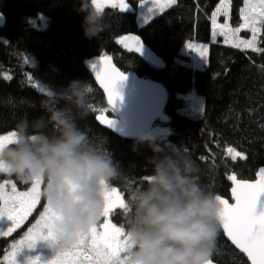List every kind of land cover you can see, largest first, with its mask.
Returning a JSON list of instances; mask_svg holds the SVG:
<instances>
[{"label": "trees", "instance_id": "obj_1", "mask_svg": "<svg viewBox=\"0 0 264 264\" xmlns=\"http://www.w3.org/2000/svg\"><path fill=\"white\" fill-rule=\"evenodd\" d=\"M129 1L131 11L105 7L103 31L86 38L81 27L83 13L77 11L79 0H0V13L5 19L0 27V134L14 131L23 118L41 116L39 102L45 94H54L71 80L89 81L94 89L91 108L87 119L79 124L119 162L122 171L112 187L128 202L151 172L147 158L152 152L146 145H137L134 151L133 141L115 136L96 122L98 114L113 117V113L85 64L92 57L106 55L122 72L164 87L168 95L163 113L166 121L158 120L153 129L159 138L180 146L196 161L200 183L230 200L229 175L252 181L264 167V52L241 51L226 45L220 37L213 39L210 17L219 0H176L142 26L136 13L140 0ZM242 7L243 0H232V27L242 23ZM129 34L138 36L161 58L162 70L149 68L118 43ZM242 35L246 37V33ZM188 43L207 45L201 69H194L190 57L184 54L183 47ZM189 93L203 103V110L193 116L186 114L188 103L182 99ZM47 131L51 132V127ZM228 147L244 153L247 159L232 160L226 154ZM7 177L20 189L31 184ZM127 218L128 212L114 209V223L125 226ZM24 227L11 236L0 237V258ZM211 260L216 264H248L226 241L221 229Z\"/></svg>", "mask_w": 264, "mask_h": 264}, {"label": "clouds", "instance_id": "obj_2", "mask_svg": "<svg viewBox=\"0 0 264 264\" xmlns=\"http://www.w3.org/2000/svg\"><path fill=\"white\" fill-rule=\"evenodd\" d=\"M77 11L83 13L85 37H97L104 13L91 0H79ZM93 92L89 81L75 79L45 94L41 116L19 120L15 139L0 146V172L21 184L43 178L41 198L57 219L53 238L42 246L55 254L98 222L104 193L122 171L104 144L80 127ZM137 145L152 152L147 158L151 172L127 202L124 264H208L217 250L220 204L197 179L199 165L180 146L147 132L135 135L134 151Z\"/></svg>", "mask_w": 264, "mask_h": 264}, {"label": "snow or ice", "instance_id": "obj_3", "mask_svg": "<svg viewBox=\"0 0 264 264\" xmlns=\"http://www.w3.org/2000/svg\"><path fill=\"white\" fill-rule=\"evenodd\" d=\"M144 3V0H140ZM155 0H150L154 3ZM175 3L176 0H171ZM98 11L103 12L105 7L119 8L123 12L130 5L128 0H91ZM232 0H219L215 10L211 13L212 37H223V42L233 48L251 50L254 53L264 52V0H243L240 9L242 23L232 27L229 23ZM163 3H156L152 9L163 10ZM224 17L223 23H218V17ZM246 30L251 33L250 38H242L239 33ZM118 43L128 51L141 52V41L138 36L129 34L121 37ZM186 49L195 52L199 57L206 60L207 45H195L188 43ZM98 65V67H97ZM95 78L107 97V104L113 108L115 101L120 99L117 91V82L125 79L123 72L111 63V58L101 55L98 60L90 64ZM11 79V77H8ZM42 91V89H41ZM91 108V106H89ZM203 108H201V111ZM106 111V109L104 110ZM96 119L101 124L112 128L113 121L106 115H97ZM15 131L0 134V146L11 143L15 139ZM226 154L232 160L237 158L247 159V156L233 147L226 149ZM3 173V172H0ZM233 184L231 196L234 203H229L221 195H216L220 204L219 221L223 234L231 244L246 255L250 264H264V210L256 211L258 197L264 194V168L256 173L254 181L238 179L235 174L227 177ZM147 176L144 177V180ZM43 178L33 180L26 191H18L17 185L12 180L5 179L0 182V217H6L11 223L0 231V237L11 236L16 229L37 211L41 204V185ZM10 186V187H9ZM104 210L97 223L89 230L77 236L76 240L68 247L56 253L48 264H124L121 252L126 243L124 226L112 222L114 209H122L124 213L129 211L124 194L116 187H109L104 193ZM264 208V205H262ZM39 211L35 223L28 227L27 232L19 240L13 241L0 258V264H16V254L21 248H33L37 241L51 240L53 238L52 225L57 219L56 215L46 203ZM38 257L31 260V264H38ZM208 264H213L212 260Z\"/></svg>", "mask_w": 264, "mask_h": 264}, {"label": "water", "instance_id": "obj_4", "mask_svg": "<svg viewBox=\"0 0 264 264\" xmlns=\"http://www.w3.org/2000/svg\"><path fill=\"white\" fill-rule=\"evenodd\" d=\"M4 23H5V19L0 13V27H3ZM132 52H134L138 56V58L149 68L157 71L163 69L164 63L161 60V58L158 57L146 45H144L142 41H141V52L139 53L135 51ZM99 57L100 56L90 58L87 61L88 63H86L85 65H86V69L90 72L93 81L95 82L96 86L101 91V93L103 94L104 99L107 103L106 94L104 90L100 87L99 83L97 82L95 78V74L90 67V64L93 61L98 60ZM112 65L115 66L113 63ZM124 75H125V79L117 82V91L119 92L120 99L115 101L113 108H110V106L107 104L114 114V117H109L114 122L112 128H108L106 124H101L96 119L97 124L103 129L109 131L110 133L114 134L115 136L123 140L133 141L135 135L137 133H142V132H147L156 137H159L160 134H158L157 131L153 129V125L158 120L163 123H165L166 121L163 115L165 106L168 101V95L166 90L160 83L150 79L139 77L134 73H124ZM232 187L233 184L231 182V187L229 190V198H230L229 203H234L231 196ZM262 205H264V194H261L258 197L257 208H256L257 212L264 210V208H262ZM220 229L222 231V228ZM224 237L231 244V241H229L225 235ZM232 246L235 248L234 245ZM236 250L239 252L238 249ZM241 254L247 259L245 254L243 253ZM213 264L216 263L213 262Z\"/></svg>", "mask_w": 264, "mask_h": 264}, {"label": "rangeland", "instance_id": "obj_5", "mask_svg": "<svg viewBox=\"0 0 264 264\" xmlns=\"http://www.w3.org/2000/svg\"><path fill=\"white\" fill-rule=\"evenodd\" d=\"M128 2H129L130 6L127 9H125L124 11L133 10L132 3L129 0H128ZM156 3H163L164 4L163 8H165V7L169 6L172 2H171V0H155L154 3H150V0H144V3L140 2L138 4V7H137L138 15H139V18L137 21L138 25H140V26L144 25L151 17H153L156 13H158L160 11L159 9H156V10L152 9L151 12L149 11V8H155ZM223 22H224V17H222V16L218 17V23H223ZM242 32L246 33V37L242 35ZM239 35L242 38H250L251 37V33L246 31V30H242L241 33H239ZM217 37H220V36H217ZM217 37H215V38H217ZM220 38H222V40H223V37H220ZM192 44L200 45V44H196V43H192ZM183 52H184V54H186L187 56L190 57L194 69H201L204 66L205 61H203V59L201 57H199L195 52H193L190 49H186L185 46L183 47ZM182 99H184L188 103L187 109L185 111L187 115L193 116V115L200 113L203 103L199 97L193 95L192 93H189L187 95H184L182 97ZM7 176H9V175L5 174V173H0V182H3V180H5V179H9ZM9 180H12V179H9ZM12 182L15 183L13 180H12ZM30 186H31V184H30ZM42 188H43V184L41 185V189H40L41 191H42ZM17 190L18 191H26L27 188L20 189L17 186ZM44 203H45V201L41 198V204L37 206L38 210L33 212V214L35 213L34 217L29 222H28V220L30 217H28V219L21 225L20 228H22L24 225H25V227H24V229H22L20 231V233L22 232L24 234L25 232H27L28 227H31V225L33 223H35V220L39 216V211L43 210L42 206ZM10 223L11 222L9 220H7L6 217H0V231L5 230L10 225ZM20 228H18L16 230H19ZM18 238L19 237H17V240H18ZM37 242H36V244H37ZM36 244L31 249L21 248L20 251L16 254V264H23V256L31 253L32 251H35V249H38L37 248L38 244H37V246H36ZM9 250H10V248H8L6 251H9Z\"/></svg>", "mask_w": 264, "mask_h": 264}, {"label": "flooded vegetation", "instance_id": "obj_6", "mask_svg": "<svg viewBox=\"0 0 264 264\" xmlns=\"http://www.w3.org/2000/svg\"><path fill=\"white\" fill-rule=\"evenodd\" d=\"M20 231L17 235V237H19L18 240L21 239L24 235L22 232L20 233ZM16 240L17 238L15 239V241ZM37 244H38L37 247L38 249H35V251H32L31 253L23 256V264H31V260L36 257L39 258L38 264H48V262L54 257L55 253L51 249L43 247L42 241H38Z\"/></svg>", "mask_w": 264, "mask_h": 264}, {"label": "bare ground", "instance_id": "obj_7", "mask_svg": "<svg viewBox=\"0 0 264 264\" xmlns=\"http://www.w3.org/2000/svg\"><path fill=\"white\" fill-rule=\"evenodd\" d=\"M102 94V93H101ZM102 96H103V94H102ZM103 98H104V96H103ZM107 107H108V109L110 110V112H112L111 111V109L109 108V106L107 105ZM113 113V112H112ZM101 114H103V115H106V116H108L106 113H100V114H98V115H101ZM109 117V116H108ZM113 117H114V114H113ZM230 199V198H229ZM228 201H230V200H228ZM113 222V221H112ZM114 223V222H113ZM17 231V230H16ZM14 233V232H13ZM12 233V234H13ZM11 234V235H12ZM18 235V234H17ZM8 237V236H7ZM16 238H17V236H16ZM225 238V237H224ZM227 241V240H226ZM228 242V241H227ZM229 243V242H228ZM230 244V243H229ZM231 245V244H230ZM232 246V245H231ZM233 247V246H232ZM234 248V247H233ZM235 249V248H234ZM236 250V249H235ZM241 254V253H240ZM245 258V257H244ZM246 259V258H245ZM246 261H247V263L249 264V262H248V260L246 259Z\"/></svg>", "mask_w": 264, "mask_h": 264}, {"label": "crops", "instance_id": "obj_8", "mask_svg": "<svg viewBox=\"0 0 264 264\" xmlns=\"http://www.w3.org/2000/svg\"><path fill=\"white\" fill-rule=\"evenodd\" d=\"M171 4H172V3H171ZM136 13H137V21H138V18H139V15H138V9H137Z\"/></svg>", "mask_w": 264, "mask_h": 264}]
</instances>
